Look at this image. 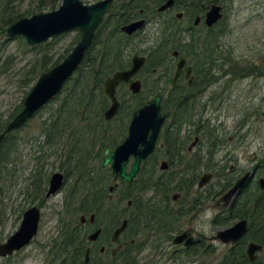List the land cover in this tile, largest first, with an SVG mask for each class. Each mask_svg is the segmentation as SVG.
Returning <instances> with one entry per match:
<instances>
[{"label": "flooded vegetation", "instance_id": "af4514ba", "mask_svg": "<svg viewBox=\"0 0 264 264\" xmlns=\"http://www.w3.org/2000/svg\"><path fill=\"white\" fill-rule=\"evenodd\" d=\"M61 1L59 0L56 7ZM167 1L112 0L87 51L95 50L102 44V40H97L101 25L106 33L113 31L117 26L125 38L122 42L123 58L128 59L126 65L117 69L130 68L134 55L144 56L145 60L128 81H121L117 85L116 96L119 105L109 118L105 117L104 112L109 108L111 100L104 93L108 98V105L100 112L102 121L97 129L99 131L95 135H92L94 131H91L88 138H83L81 146L76 144V133L71 124H66L63 128L61 126L58 137L53 141L46 136L47 119L58 116L54 109L42 119L36 137L38 152L32 157L33 163H36L28 176V188L34 196L40 197V201L22 210L17 226L5 239H0V243L19 229L24 212L31 206H36L39 210L37 228L27 243L11 253L0 255L2 260H8L9 264H23L22 255L28 253V247L34 246L43 228V212L51 203L49 199L64 189V201L54 208L57 214H61L54 224L55 233L43 243L36 242L39 250L33 255L32 264H173L181 254L187 257H205V254L214 252L213 240L227 245L222 256L214 264H264V186L260 184V178L264 176L259 172L263 165L257 163L240 173L235 172L236 169L232 165L224 169L217 157L222 138L218 136L215 122H212L215 118L212 111H216L221 104V87L218 91L214 87L220 85L221 79L226 76L231 80L249 75L264 77V66L254 64L250 60L236 59L234 46L222 40L229 30L225 18L230 11L227 7L233 0H172L159 9ZM213 4L220 5L221 16L209 24L206 20L207 11ZM170 17L178 20L175 24L181 32L182 39L179 44L182 50L171 48L165 57H160L161 63L153 66L149 61L153 58L154 51V61L158 63L157 38L161 29L170 27ZM137 21L141 22L139 27L131 31L123 29V26ZM9 24L4 32L0 33V43L4 38L15 37L6 33ZM148 24H152L153 29L158 31V36L148 48L136 50L134 39ZM209 34L215 36L209 39ZM51 38L39 44H44L45 48ZM142 39L139 37L138 41ZM174 50L177 54L173 53ZM181 57L185 61L181 72L174 79L177 62ZM59 59L49 61V68L57 64ZM7 60L5 57L0 59V62L4 61L5 65ZM32 61L30 60L27 68ZM188 67L190 72H187ZM253 67L258 69L252 71ZM112 73L113 71L106 76ZM74 74L75 71L64 81L55 96L7 134L12 136L10 163L18 157L16 132L47 104L57 103L65 85ZM155 74L158 76L154 80L149 79L150 75ZM37 78L25 85L28 89L20 102L12 108L14 113L8 121L22 109L24 99ZM134 80L140 81V89L136 92L130 88V83ZM19 85L24 86L20 84V78ZM171 92L182 93L185 108L188 110L189 117L180 126L175 125L171 119V111L175 106H163L164 95ZM138 94L143 96V102L137 107H132L130 96ZM150 94L151 98L161 94V113L165 117L152 150L140 160L133 176L129 180H123L119 172L112 169V159L105 163V157L109 155L105 150H113L125 141L134 112L151 99L146 97ZM19 103L21 106L15 111ZM64 118L69 121L70 115L67 113ZM150 133L149 129L147 134ZM138 139L135 146L139 150L142 148V138ZM46 146H49V150H46ZM233 150L238 149L233 146L232 150H229L232 157L235 156ZM51 152L56 154L57 166L47 172L46 158ZM234 159L236 160L235 157ZM135 160L133 152L126 158L123 157L125 173L131 171ZM246 172H250V175L244 186L225 197L228 190ZM55 173L59 174L57 178H60V183L48 193ZM38 181L40 188L35 192L34 186ZM80 187L86 189L84 195L78 194ZM205 219L214 226L210 234H206L201 228L200 224H203ZM242 219L246 220V229L235 241H225L217 236L220 229ZM231 220H235L231 225L216 229L217 225H224ZM250 242L261 246L254 250V259L250 258L247 251ZM241 248L244 254H241L242 259H238L237 253Z\"/></svg>", "mask_w": 264, "mask_h": 264}, {"label": "rangeland", "instance_id": "374dc122", "mask_svg": "<svg viewBox=\"0 0 264 264\" xmlns=\"http://www.w3.org/2000/svg\"><path fill=\"white\" fill-rule=\"evenodd\" d=\"M83 1L90 3L96 0ZM35 4L36 0H24L22 8L35 9ZM229 8L230 11L225 18L229 30L222 40L234 46L236 59L250 60L254 64L264 65V0H233L232 4L227 7V9ZM41 10L49 9L42 8ZM35 11L39 10L35 9L26 15ZM78 32V29H73L50 39L44 50L48 51L51 56V62L57 58H60V61L66 56L77 42ZM157 36L158 31L153 29L152 24H148L134 39V48L136 50L148 48L155 42ZM19 37L4 38L0 43V59L8 58L4 69L0 72V113L3 116H6L14 105L20 102L28 89L26 86L19 85V78L37 51L31 49V45L22 36L25 43ZM139 37L143 39L138 41ZM157 76V74L150 75L149 79L154 80ZM220 87L221 104L216 111H212V115L215 116L212 122H215L218 136L222 138L221 149L217 154L218 160L224 165V169L232 165L236 169L235 172L238 173L261 163L260 165L263 166L259 168V172L264 176V77L249 75L231 80L226 76L214 89L218 91ZM146 97L149 99L152 95ZM56 104L55 102L47 104L16 132L18 157L12 163H7L10 174H6L3 178L0 172V185L2 186L0 188V239L2 240L17 226L22 210L26 206L40 201V197L34 196L31 189L28 188V176L36 163V161L33 163L32 157L38 152L36 137L42 119L50 113L51 109H56ZM240 137L242 139H239ZM233 146L238 149L237 151L233 150L236 160L229 154V150H232ZM45 148L49 150V146ZM55 160L56 154L51 152L46 158L45 171L49 172L55 169L57 166ZM64 194L65 190L62 189L49 199L51 203L43 212V228L40 230L35 244L32 243L34 246L28 247V253L25 252L22 255L23 264L33 263V255L39 250L36 242L43 243L52 233H55L54 224L61 214H57L54 208L62 204ZM234 221L217 225L216 229L231 225ZM200 225L206 234H210L214 230V226L208 219H205L204 223ZM212 242L215 245L214 252L205 254V257L200 255L187 257L181 254L173 264H214L222 256L227 245L218 240ZM14 262H16V258ZM0 264H9V262L0 258Z\"/></svg>", "mask_w": 264, "mask_h": 264}, {"label": "water", "instance_id": "95a60500", "mask_svg": "<svg viewBox=\"0 0 264 264\" xmlns=\"http://www.w3.org/2000/svg\"><path fill=\"white\" fill-rule=\"evenodd\" d=\"M168 0L159 9L171 3ZM112 0H97L94 2H84L83 0H62L58 7L50 10H40L32 13L30 16H21L6 29L9 36L21 35L30 45L39 44L46 41L50 37L59 35L69 30L78 29L80 38L74 44L72 49L66 56L53 65L49 69L42 72L28 94L26 95L22 109L6 124L5 128L0 131V144L5 139L7 134L20 124L31 117L35 111L39 109L46 101L55 96L61 89L64 81L68 79L80 65L85 53L93 41L95 31L103 15L109 10ZM220 5L213 4L211 9L207 11L206 20L209 24L215 21L221 13ZM140 21L129 23L123 26V29L131 31L140 26ZM174 54L177 51L174 50ZM144 56H133L132 66L128 69H117L111 75L106 76L103 82V91L111 100L110 106L105 110L106 118L111 117L117 110L119 100L116 96V87L121 81H128L130 76L134 74L141 64L144 62ZM184 58L181 57L177 62L174 79L181 72V67L184 64ZM190 72V67L187 68ZM130 88L136 92L140 89V81L134 80L130 83ZM161 94L155 95L142 104L133 114L129 125V133L125 141L115 149H106L109 155L105 157V163L110 159L112 169L122 176L123 180H129L139 165L140 160L149 153L154 145L161 124L164 120V115L161 113ZM151 130L150 134L148 130ZM142 138V148L137 149L136 144L138 138ZM133 148V149H132ZM136 148V150H134ZM130 152L135 154L136 160L132 165L129 173H125V163L122 161ZM122 157L121 159H119ZM58 173H55L52 179L50 190H54L60 183V178H57ZM250 172H246L240 177L235 184L228 190L225 197L230 196L236 190L244 186ZM54 178L56 180H54ZM56 181V183H54ZM260 184L264 186V178H260ZM39 219V210L36 206L28 208L23 215V220L19 229L11 234L5 241L0 243V255L11 253L14 249L21 247L27 243L37 228ZM246 229V220H238L233 225L222 228L218 231L217 236L222 240L235 241ZM261 246L250 242L247 248L251 259L255 258L254 250Z\"/></svg>", "mask_w": 264, "mask_h": 264}, {"label": "trees", "instance_id": "16d2710c", "mask_svg": "<svg viewBox=\"0 0 264 264\" xmlns=\"http://www.w3.org/2000/svg\"><path fill=\"white\" fill-rule=\"evenodd\" d=\"M156 1L159 2V0ZM58 3L59 0H37L35 9H52L55 8ZM35 9L22 8V0H0V33L4 32L9 23L24 14L31 13V11H34ZM126 10H128V7ZM177 21L176 18L170 17V27L166 26L161 29L157 41L158 48L156 49L157 58H159L158 63L154 61L156 57L154 51L153 58L149 61L153 66L159 65L161 63L159 62L160 57H165L171 48H179L182 50V46L179 44V41L182 39L181 32L175 24ZM103 31L104 28L101 25L98 31L99 35L97 40H102V44H100L97 49H90L86 52L80 65L75 70L74 76L65 85L62 96L57 100V107L54 109V113H57L58 116L47 119L48 123L45 127L48 131L46 136L52 138L51 141H53L56 136L58 137L59 129L61 126L62 128L65 127L66 124H71L74 127L76 144L79 146L83 144H81L83 138H88L90 136L91 131H94L92 135H95V133L99 131L97 129L102 121L100 112L108 105V98L103 92V79L107 74H110L115 69L123 67L128 63V59L126 60L123 58L124 48L122 42L125 38L123 34L120 33L117 26L113 31L107 33ZM79 35L80 33L78 32L77 37H79ZM213 35L209 34V39H212ZM19 38L25 43L21 36ZM30 48L35 51L37 50L38 52L36 51V57L32 59L33 61L29 68L23 71L20 76V84L24 86L35 80L42 71L48 69V63L51 59L50 55H48L46 51H43L44 44L31 45ZM163 62L164 60L162 63ZM3 63L4 61L0 62V72L4 69L5 65H3ZM252 69V71H254L256 67H253ZM165 88L166 87H164V89ZM130 99V105L132 107H137L143 102V96L141 94L131 95ZM169 105L175 106V109L171 111V119L175 125L180 126L182 122L189 117L188 110L185 108V101L183 100L182 93L171 92L165 94L163 97V106L167 107ZM20 106L21 103L16 106L15 111H17ZM13 113L14 111H11L6 117H3L0 113V131L4 128L6 122ZM67 113L70 115L69 121L64 118V115ZM11 137L12 136L10 135L6 136L0 144V172L2 173L3 178H5L6 174L11 173L9 171L10 169L7 168V163H9L10 146L12 144ZM1 187L2 186L0 185V188ZM39 188L40 181L35 184L34 191H38ZM85 191L86 189L84 187H80L78 194L84 195ZM83 200H85V198H83ZM259 204H261V202H259ZM237 254V257H239L238 259H242L241 254H244L243 249H239Z\"/></svg>", "mask_w": 264, "mask_h": 264}]
</instances>
